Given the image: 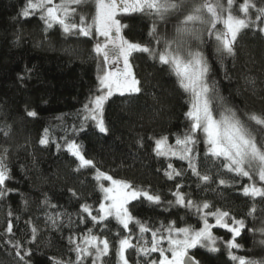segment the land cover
<instances>
[{
	"label": "snow or ice",
	"instance_id": "6c2138e0",
	"mask_svg": "<svg viewBox=\"0 0 264 264\" xmlns=\"http://www.w3.org/2000/svg\"><path fill=\"white\" fill-rule=\"evenodd\" d=\"M90 2L94 3L95 13L89 21L84 9ZM234 3L235 0H27L20 16L27 19L38 15L43 22L45 38L49 30L58 26L65 38L96 39L92 53L97 59L98 83L95 93L89 95L76 113L80 124L78 128L73 126L74 132H83L90 124L99 133L107 135L105 105L114 95L124 97L126 105L138 103L143 87L133 70L131 57L133 53H141L154 65L158 64L161 71L174 76L177 87L188 97V110L184 113L187 121L185 131L176 137L175 144H169L168 136L149 137L154 140V155L169 161L164 170L165 177L171 181L177 177L183 179L190 173L196 178L194 183L198 190L217 194L222 187L234 183L225 178L226 174L253 181L243 185L241 190L244 197L251 198L252 204L245 218H237L220 207L211 210L213 204L210 200L194 199L191 186L186 193L182 191L184 184L180 182L171 192L173 199L165 202L158 193H151L130 181L113 179L93 160L85 158L82 145L75 140L66 141V151L77 161L72 171L80 173L82 169L95 168L92 179L96 181L102 198L96 208L85 201L77 212H53L49 210L58 206L43 194L37 205L44 214L43 228L50 231L68 228V252L74 254V259L70 255L66 260L49 257L53 264H88L89 261L91 264H110L105 258L110 255L112 242L106 230L110 229L113 220L123 230L115 233L116 264H130L132 253L136 256L135 264H204L197 250L203 249L209 254L220 251L218 238L213 234L215 228L231 234L230 239L223 243L234 264H264V255L245 258L233 253V250L242 248L237 238L244 239L246 231L253 234L252 250L259 249L264 253V216L256 215L257 198H261L260 204L264 205V110H250L247 103L250 96L264 101V95H261L264 80L254 77L247 67L254 60L241 63L239 39L247 31L264 39V3L258 6L254 0H243L239 5L242 15L234 14ZM250 10L254 11V18ZM133 13H140L151 20L149 39L144 43L132 42L121 35L122 29L128 25L117 16ZM100 37H103L102 42ZM16 39L19 42V34ZM27 71L31 72L30 69ZM18 80L23 84L25 77L20 75ZM225 90L229 93L227 96L224 95ZM233 92L240 98L238 101L234 99ZM25 113L29 118L37 115L34 110L26 109ZM63 118L57 117L58 120ZM0 132L5 138H10L11 125L0 127ZM49 132L48 128L44 129L39 144L46 147L56 143L59 151L61 145L51 140ZM136 143L143 147V138H138ZM201 143L203 160L197 147ZM172 158L185 162L187 168H174L170 162ZM9 159V147L0 144V200L18 191L6 185V181L12 179ZM256 177L259 186L254 182ZM102 181H108L109 186L106 187ZM80 183L83 185L85 181ZM68 191L72 198H82L75 189L69 188ZM20 196L23 208L27 210L29 199L24 193ZM134 201L141 204L146 201L150 207L164 211L185 209L186 214L198 217L201 226L186 224L178 227L175 221H162L159 226H154L150 219L141 220L133 214ZM7 215V227L0 233L3 244L7 246L6 251L18 264H33V251L27 245L36 244L39 248L37 241L43 230L38 225L39 218L30 217L25 221L30 236L16 237L12 222L14 213L9 211ZM209 217L214 223L209 222ZM15 218L20 219L19 216ZM247 218L253 221L252 227L247 226ZM257 220L258 227L255 226ZM89 221L91 227L80 232L74 230ZM132 224L136 231L130 228ZM97 228L99 231L94 232ZM149 233L150 240L146 235ZM155 253L158 256L154 257Z\"/></svg>",
	"mask_w": 264,
	"mask_h": 264
},
{
	"label": "trees",
	"instance_id": "16d2710c",
	"mask_svg": "<svg viewBox=\"0 0 264 264\" xmlns=\"http://www.w3.org/2000/svg\"><path fill=\"white\" fill-rule=\"evenodd\" d=\"M226 2V0H225ZM243 0H235L234 14L239 13V5ZM259 6L264 0H254ZM27 0H0V127L11 125L12 134L5 138L0 132V144L10 149L8 161L12 179L6 181V185L18 191L11 192L7 198L0 200V233L7 227L9 211L14 213L12 222L16 237L30 236L25 221L31 218H39L38 225L43 229L37 244L27 245L33 251V264H53L49 257L56 259H68L74 254L68 252V236L70 230L50 231L43 228L44 214L37 205L47 194L57 209L49 211H79V205L87 201L94 208L98 207L102 193L92 179L95 168L82 169L80 173H74L77 161L66 151V141L75 140L82 145L86 159L93 160L101 171L112 176L116 180L130 181L138 187L158 193L166 202L172 200V191H175L177 182L183 183L182 191H191L193 198L201 200L207 198L213 204L211 210L220 207L229 210L237 218H245L252 204L251 198L242 195V186L249 184L247 178L235 177L234 174H226L225 178L233 180L231 186L222 187L219 194L215 192H201L194 183L195 177L190 173L182 179L177 177L168 180L164 175L168 160L157 158L153 153L154 140L149 137L159 138L168 136L169 144L174 145L178 135H183L186 126L184 113L188 110V97L181 92L176 85L175 77L166 71H161L159 65L144 54L133 53L131 63L136 76L142 81L143 92L139 101L134 105L123 103L124 97L114 95L105 105V121L109 128L107 135L99 133L90 124L83 132H74L73 126L79 127L80 119L76 115L90 94L95 93L97 87V59L92 53L96 39L85 37L65 38L59 27L49 30L47 38L43 31V22L38 15L27 19L20 16ZM84 12L89 21L95 13L94 3L85 6ZM250 14L255 16L253 10ZM122 23L128 25L122 29V36L132 42L144 43L148 37L151 20L140 13L130 16L120 14L117 16ZM264 26V25H262ZM222 28V25H218ZM171 30V25L169 26ZM17 34L20 40L17 42ZM240 39L242 61L254 60L248 63L254 77L264 80V39L247 31ZM30 69L31 72L27 70ZM23 75V84L18 76ZM238 75V74H237ZM235 88V85H233ZM264 87V84L261 85ZM227 90L224 95H228ZM236 101L240 98L236 97ZM264 95V92L261 93ZM153 97H156L154 100ZM248 108L260 112L264 110V101L257 97L248 98ZM34 110L37 115L29 118L25 110ZM63 116L62 120L57 117ZM255 127V126H254ZM50 130L51 140L61 145L59 151L56 143L41 146L39 139L44 129ZM143 138V147L136 143L138 138ZM200 158L203 160V145L198 144ZM176 169H186L185 162L172 158L170 161ZM160 169V171H157ZM80 181H85L82 185ZM69 188L75 189L81 199L72 198ZM20 193L26 194L29 199L27 210L23 208ZM142 199V198H141ZM261 198H257L258 217L264 216V205L260 204ZM133 214L141 220H151L154 226L160 222L175 221L176 226L183 227L190 224L199 227L200 221L195 214H186L185 209L170 208L164 211L162 208L150 207L145 201L141 204L134 201ZM166 206V205H165ZM131 207V206H130ZM16 216L20 219L16 220ZM67 219V217H65ZM73 219H76L74 216ZM209 222L214 220L209 217ZM248 227L253 226L250 218L246 219ZM259 226V220L255 222ZM91 227L80 225L74 229L77 232ZM134 231L136 226L130 225ZM99 229H94L98 232ZM117 231L122 229L111 221L110 229L106 230L112 249L105 260L110 264H116V240ZM213 234L218 238L220 251L209 254L203 249L197 250V255L204 264H234L228 257V250L223 241L230 239V233L226 230L215 228ZM150 240V233L146 234ZM244 239L237 238L242 245L241 249L233 250V253L245 258H259L264 253L259 249H253V234L245 232ZM258 239V234L256 236ZM0 236V264H18L14 256L6 251ZM158 256V253L153 254ZM136 256L132 253L130 264H135ZM91 264V261L88 262Z\"/></svg>",
	"mask_w": 264,
	"mask_h": 264
},
{
	"label": "rangeland",
	"instance_id": "374dc122",
	"mask_svg": "<svg viewBox=\"0 0 264 264\" xmlns=\"http://www.w3.org/2000/svg\"><path fill=\"white\" fill-rule=\"evenodd\" d=\"M56 2H59V0H56ZM121 35H122V32H121ZM100 39V41L102 42L103 41V37H100L99 38ZM100 60H101V63H102V57L100 58ZM118 95V94H117ZM249 181V180H248ZM253 181H249V183H252ZM256 184H257V186H259V180H258V177H256L255 178V181H254ZM102 183L107 187V186H109V182L108 181H102Z\"/></svg>",
	"mask_w": 264,
	"mask_h": 264
}]
</instances>
